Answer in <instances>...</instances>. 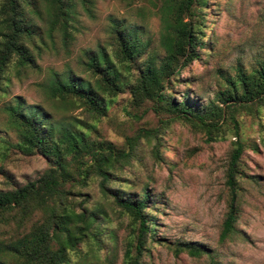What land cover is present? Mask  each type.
I'll list each match as a JSON object with an SVG mask.
<instances>
[{"label": "rangeland", "instance_id": "374dc122", "mask_svg": "<svg viewBox=\"0 0 264 264\" xmlns=\"http://www.w3.org/2000/svg\"><path fill=\"white\" fill-rule=\"evenodd\" d=\"M89 8L87 13L81 5H75L69 28L72 37L66 45L57 31L49 36L42 33L43 42H36L35 46L26 43L32 64L20 67L10 63L0 107L19 101L23 111H32L36 106L48 114L50 123L72 118L87 138L109 141L118 150H126L125 137L138 128H159L156 155L152 150L154 141L141 139L132 157L112 171L108 184L122 195L137 196L145 187L150 192L147 215L153 229L141 264H208L209 254L218 264H264V110L238 112L239 136L250 147L244 148L241 156L244 176L240 180L236 231L221 242L218 234L228 197L224 173L234 139L229 130L223 138L207 141L201 131L178 121L162 124L168 115L156 114L147 99L134 103L127 92L105 96L106 108L99 116L81 105L62 106L47 96L44 86L53 73L92 80L83 65L87 50L104 47L114 59L115 25L135 26L147 41V50L158 57L162 54L159 15L148 1L91 0ZM206 10L204 32L209 36L206 47L210 55L207 60L193 61L181 73L183 79L198 76L202 81L201 91L197 88L193 93L198 104L213 96L221 81L218 72H232L236 63L247 68L264 60V0H207ZM35 23L44 28L43 22ZM191 87L196 88L194 84ZM183 90L182 83L175 84L174 99L178 100ZM16 143L17 134L0 108V189L32 180L51 165L49 158L39 152L26 154ZM69 156L63 158L75 176L64 184L69 205L77 211L97 205L104 215L98 218L99 234L70 251L68 264H120L129 233L128 219L111 197L102 194L98 177L91 175L84 183L76 181L78 176ZM12 231L11 224L4 226L0 239ZM186 242L208 253L196 258L184 250L177 251L181 247L177 244Z\"/></svg>", "mask_w": 264, "mask_h": 264}, {"label": "trees", "instance_id": "16d2710c", "mask_svg": "<svg viewBox=\"0 0 264 264\" xmlns=\"http://www.w3.org/2000/svg\"><path fill=\"white\" fill-rule=\"evenodd\" d=\"M146 1L159 15L161 56L147 50V41L135 26L115 25L114 59L104 47L87 50L83 65L92 74V80L53 73L44 86L45 92L62 106L81 105L97 116L104 113L105 96L127 92L134 103L147 99L156 114L168 115L162 124L178 121L201 131L207 141L223 138L229 130L234 139L224 173L228 197L218 234L222 242L236 231L240 180L244 176L241 156L244 148L250 147L239 136L237 116L242 110L253 113L258 108L264 110V60L247 68L236 63L232 72H218L221 79L218 88L204 104H198L193 93L197 88L201 91L202 81L198 76L190 77L194 80L183 79L181 73L193 61L207 60L210 55L206 47L209 36L204 32L207 0ZM76 4L89 13L91 0H0V97L10 63L31 66L33 58L27 44L42 43V33L49 36L57 31L66 45L72 37L69 28ZM37 20L43 22L44 28L35 23ZM177 83L184 85L178 100L173 95ZM0 108L17 134L19 149L26 154L39 152L51 161L38 177L10 189H0V230L10 224L13 230L7 238L0 239V264H68L70 251L99 234L98 218L104 215L100 207L92 205L77 211L66 198L64 184L75 177L63 159L66 155L73 162L76 181L84 183L91 175L98 177L102 194L111 197L128 219L129 233L120 264H141L153 229L147 215L150 192L145 187L137 196L122 195L108 184L112 171L132 157L141 139L154 141L152 150L156 155L160 146L159 128H138L125 137L126 150H118L109 141L87 138L72 118L50 123L48 114L36 106L32 111H23L19 101ZM251 148L255 149L254 144ZM36 214L39 216L32 220ZM177 246H181L177 251L184 250L196 258L208 253L190 242ZM206 256L208 264H218L212 255Z\"/></svg>", "mask_w": 264, "mask_h": 264}]
</instances>
